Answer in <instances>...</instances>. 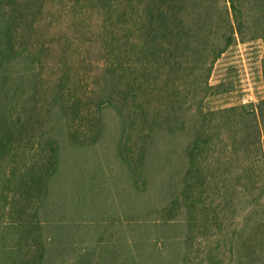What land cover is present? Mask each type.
<instances>
[{"label": "rangeland", "instance_id": "1", "mask_svg": "<svg viewBox=\"0 0 264 264\" xmlns=\"http://www.w3.org/2000/svg\"><path fill=\"white\" fill-rule=\"evenodd\" d=\"M125 1L0 0V120L13 133L0 151V264H181L186 249L206 259L214 214L240 220L252 200L264 202L255 140L237 162L226 156L224 117L214 130L205 122L264 100L262 39L228 48L210 90L200 55L168 51L164 68L138 46L144 26L120 15ZM200 132L214 142L194 152L207 186L197 185L204 202L190 214L182 195L199 182L186 173ZM249 160L257 180L243 199L236 177ZM27 170L36 184L27 178L31 190L14 195ZM225 185L238 195L226 212L216 205Z\"/></svg>", "mask_w": 264, "mask_h": 264}, {"label": "trees", "instance_id": "2", "mask_svg": "<svg viewBox=\"0 0 264 264\" xmlns=\"http://www.w3.org/2000/svg\"><path fill=\"white\" fill-rule=\"evenodd\" d=\"M125 4L126 7L121 6L124 11L120 15L132 19L131 21L135 22L136 26H144L138 46L142 47L143 43L144 47L142 48L145 49L148 56L163 58L162 66L164 68L169 65L170 61L166 56L168 51L179 54L189 51L192 55H200V69H203V73H205L203 75L204 87L210 90L212 88L208 87L207 79L210 76L212 64L228 48L237 41L244 43L248 41V38L250 41L262 39L264 44V0H126ZM215 26L217 27L214 30ZM262 68L264 74V62ZM174 92L177 96V92ZM218 115L224 117L222 126L228 132L229 143L233 145V149L226 156H229L230 159L236 158L238 162L240 157L245 158L253 153L248 145L249 139L253 138L255 143L252 144V150L257 153L260 160L264 161V100L257 106L242 105L205 115V122L208 123L209 130L215 129V126L212 125L213 118ZM0 130L5 132L2 137L0 136V151L5 148L7 151L9 138L13 135L8 118L0 120ZM7 137L8 142L4 139ZM206 138L207 135L203 132L198 133L190 148L192 150L191 166L186 175L199 179L198 183L185 182L182 196L189 195L190 202L193 201L188 208L190 209L188 212L191 211L190 214L196 213L199 210L200 202H204L202 193L194 196L198 190L197 185L202 191L207 186L206 181L202 180L203 170L198 166L194 152H201L213 144L212 135L207 140H205ZM1 162L0 158V164ZM240 167V173L236 179L238 182L242 181V198L246 199L248 193L254 189L258 169L254 168L250 160ZM259 171L264 172V163ZM13 174L11 175H16L14 171ZM31 175L27 170L20 178H16L14 195L20 194L21 191L25 193L31 190V185L25 183L27 178H30L32 185L36 184ZM229 182L230 180L226 179V183ZM221 191L216 205L226 212L227 209H231L234 201L238 199V195L232 189H228L226 185L221 188ZM252 192L253 190L249 195ZM261 199L252 200L251 209L241 215L240 220L229 219L227 213H224L222 217L214 214L206 227L208 234L205 252L208 258L206 255V259H191L189 249H186L185 258L181 259V264H194V261L205 264H264V202ZM174 205L175 202L167 212L173 211ZM14 207L13 205L12 208ZM224 222L230 224L236 222V227L224 229L225 226L221 224ZM30 226H33V223ZM25 231L30 232L31 228ZM40 256L42 258L43 253H40ZM40 260L42 261V259ZM113 260L116 261V259ZM130 260L134 261V259ZM162 264H178V260L162 259Z\"/></svg>", "mask_w": 264, "mask_h": 264}]
</instances>
